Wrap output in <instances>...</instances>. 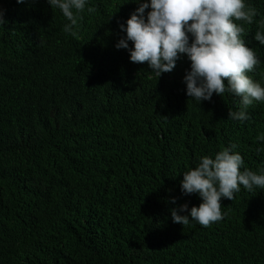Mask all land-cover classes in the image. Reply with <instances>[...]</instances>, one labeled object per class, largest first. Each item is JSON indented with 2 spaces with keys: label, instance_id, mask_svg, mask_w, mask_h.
I'll return each instance as SVG.
<instances>
[{
  "label": "trees",
  "instance_id": "trees-1",
  "mask_svg": "<svg viewBox=\"0 0 264 264\" xmlns=\"http://www.w3.org/2000/svg\"><path fill=\"white\" fill-rule=\"evenodd\" d=\"M245 3L258 15L236 23L261 61L247 75L264 86V0ZM136 7L88 0L69 34L46 0H0V264H264V190L222 198L207 227L169 212L200 203L179 184L199 157L235 144L264 168V102L231 120L238 97L185 95V57L158 79L130 62L114 45Z\"/></svg>",
  "mask_w": 264,
  "mask_h": 264
},
{
  "label": "clouds",
  "instance_id": "clouds-1",
  "mask_svg": "<svg viewBox=\"0 0 264 264\" xmlns=\"http://www.w3.org/2000/svg\"><path fill=\"white\" fill-rule=\"evenodd\" d=\"M138 7L118 28L124 33L115 43L116 49L128 52L133 63H146L158 79L171 72L181 56L189 61L182 82L185 95L198 101H210L215 93L239 98L241 110H228V119L243 122L248 114L243 109L253 102H264V86L247 73L261 63L254 50L247 47L242 34L243 24L253 23L256 9L245 0H132ZM17 4L25 0H16ZM51 8L58 9L68 21L63 30L69 34L77 25L79 13L85 10L88 0H46ZM145 9H149L145 12ZM93 11L91 7L87 9ZM7 21L0 9V27ZM253 39L264 45V20L259 21ZM131 42V47H129ZM257 140L264 145V135ZM231 144L214 157H199L193 168L183 172L180 180L182 195L196 194L198 206L182 203L169 209L173 223L187 225L190 221L207 227L223 218L221 200L234 199L243 189L264 190V168L254 172L243 168L242 156ZM258 154L264 147H257ZM243 168V170H241ZM169 203L175 205V198Z\"/></svg>",
  "mask_w": 264,
  "mask_h": 264
}]
</instances>
